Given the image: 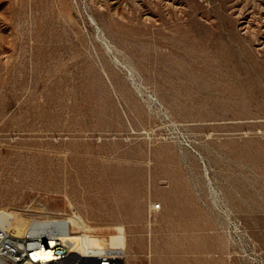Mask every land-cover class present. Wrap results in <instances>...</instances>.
<instances>
[{
	"label": "rangeland",
	"instance_id": "obj_1",
	"mask_svg": "<svg viewBox=\"0 0 264 264\" xmlns=\"http://www.w3.org/2000/svg\"><path fill=\"white\" fill-rule=\"evenodd\" d=\"M227 216L264 254V0H0L11 233L71 220L123 264H252Z\"/></svg>",
	"mask_w": 264,
	"mask_h": 264
},
{
	"label": "built area",
	"instance_id": "obj_2",
	"mask_svg": "<svg viewBox=\"0 0 264 264\" xmlns=\"http://www.w3.org/2000/svg\"><path fill=\"white\" fill-rule=\"evenodd\" d=\"M226 219L228 226L242 236L246 248L241 250L249 253V261L264 264V254L255 247L240 221L230 216ZM62 221L34 220L28 227L34 222L47 224L34 233H27L26 229L22 235L11 233L6 225L0 223V264H123L124 248L116 245L112 248L109 242L107 246H82L70 242L67 236L75 234L72 227L76 225H64ZM120 242L123 244L122 240Z\"/></svg>",
	"mask_w": 264,
	"mask_h": 264
},
{
	"label": "bare ground",
	"instance_id": "obj_3",
	"mask_svg": "<svg viewBox=\"0 0 264 264\" xmlns=\"http://www.w3.org/2000/svg\"><path fill=\"white\" fill-rule=\"evenodd\" d=\"M9 221V218H6L2 221H0V223L6 225ZM62 223L64 225H76L78 228L80 227L79 224H77L76 222H72L71 220H63ZM47 223H32L28 228H27V233H34L35 231H38L40 229H42V227H44ZM81 229V228H79ZM87 228L82 227V231H85ZM67 240L70 242H76V243H80L82 246H99L96 245L94 242L97 240H95L94 238H91L89 236L86 235H80V234H69L67 236ZM112 248H114V246H111ZM117 248H120L119 246H117ZM124 248V247H123ZM125 257V254H124Z\"/></svg>",
	"mask_w": 264,
	"mask_h": 264
}]
</instances>
